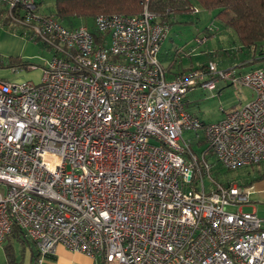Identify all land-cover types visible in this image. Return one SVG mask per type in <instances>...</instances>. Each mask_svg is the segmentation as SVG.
<instances>
[{"label": "built area", "instance_id": "obj_1", "mask_svg": "<svg viewBox=\"0 0 264 264\" xmlns=\"http://www.w3.org/2000/svg\"><path fill=\"white\" fill-rule=\"evenodd\" d=\"M9 4L51 57L39 82L0 78V244L17 226L36 264L60 243L98 264H264L253 186L216 178L207 151L226 170L264 161V67L170 76L169 25L147 6L71 27L37 0ZM222 79L255 95L205 121L186 93Z\"/></svg>", "mask_w": 264, "mask_h": 264}, {"label": "rangeland", "instance_id": "obj_2", "mask_svg": "<svg viewBox=\"0 0 264 264\" xmlns=\"http://www.w3.org/2000/svg\"><path fill=\"white\" fill-rule=\"evenodd\" d=\"M42 10L47 11L49 7L44 5ZM214 11L207 10L197 6V11L186 14L180 21L174 22L169 26L168 36L162 42L160 50V59L162 64L172 72H180L189 68H195L210 60L216 62L218 66L228 67L233 64L236 67L241 65L237 56L238 51L237 36L231 28L224 27L222 23L213 17ZM82 22V21H79ZM18 36H21L18 34ZM18 38V42L11 41V45L17 50V54L22 59L30 60L35 63L34 68H20L13 70L14 67L9 64L11 61L4 51L0 52V77L3 72H12L16 78L10 80H35L39 82L42 77V64L51 57V52L46 48L41 40L31 39L26 36ZM234 46V47H233ZM258 56V55H256ZM14 57V56H12ZM264 67V58L257 59L250 64ZM253 66V65H252ZM228 80V79H227ZM230 82V80H229ZM226 83V80L223 81ZM220 84L215 89L198 87L189 90L186 97L191 101V106L199 116L206 120H215L222 114L221 108H231L238 104L239 99H243V92L248 90L245 85H236L230 83L222 93H218ZM186 136L194 138V135L187 132ZM261 165L243 167L238 170H226L225 168H216L220 179H230L247 183L254 179L259 173ZM262 172V170H261ZM263 182V184H259ZM255 191H258L259 185L264 186V178L255 179ZM252 205L257 206L259 210L264 209V203H259L257 194H252ZM244 210H251L252 207L244 206ZM15 255L19 259L16 264H29V252L22 255L19 246L15 248ZM24 256V259H22ZM0 264H9L6 261V250L3 244H0Z\"/></svg>", "mask_w": 264, "mask_h": 264}, {"label": "trees", "instance_id": "obj_3", "mask_svg": "<svg viewBox=\"0 0 264 264\" xmlns=\"http://www.w3.org/2000/svg\"><path fill=\"white\" fill-rule=\"evenodd\" d=\"M39 3L37 0V7ZM145 6L155 12L161 22L168 23L169 26L180 21L182 16L197 11V6L213 10V17L236 34L238 51H243L254 58L250 62L257 60L256 55L264 54V0H52L49 10L45 13L55 16L67 26L72 27L81 23L92 26L93 18L98 14L136 15L141 13ZM20 9V5L11 7L9 0H0V27L21 36L41 40L29 25L14 16ZM10 58L9 64L14 68H29L35 64L19 56ZM166 70L168 71V68ZM191 142L205 145L202 137L197 141L192 139ZM207 151L214 164V175L218 178L215 170L220 165L216 163L213 152L210 149ZM253 165H261L263 168L258 170L259 173L254 179L242 184L251 185L255 179L264 178V161L250 166ZM220 180L224 183L231 181L228 178ZM13 232L20 235L22 231L15 226ZM6 251L10 258L12 253L9 246H6ZM36 257L37 253L33 264H36Z\"/></svg>", "mask_w": 264, "mask_h": 264}, {"label": "crops", "instance_id": "obj_4", "mask_svg": "<svg viewBox=\"0 0 264 264\" xmlns=\"http://www.w3.org/2000/svg\"><path fill=\"white\" fill-rule=\"evenodd\" d=\"M51 1L52 0H38V2H40L38 4L39 10L43 13L47 12L48 10L44 11V10H42V7L44 5H46V7H49ZM18 38H23V37L18 36V34L13 33L9 30H6V29H3L0 27V52L4 51L10 57H12V56L17 57L18 56L17 50H15L14 46L11 45V41L15 40L17 43ZM237 48H238V46H237ZM239 52H240V56H237V57L241 63V65L238 67L240 70H248L254 66H260V65H256V64H252L253 66L251 65L249 67L244 66L247 63L248 64L252 63V62H250V60L253 57L249 54L244 53L243 51H239ZM259 57L264 58V54L262 56L258 55L256 58L260 59ZM229 66H233V64H230ZM165 68H167V67H165ZM18 69H20V68H14L13 70L15 71ZM180 72H182V71H180ZM177 73H179V72H172L171 70L168 69V74L170 76L175 75ZM2 75H4V76L0 77L2 79L16 78V75L12 72L11 73L10 72H3ZM224 80H226L227 84L223 83ZM32 81H35V80H32ZM218 84H220V86H219V89L217 92L222 93L226 89V87L230 85V82L227 79H222L216 84V86L213 89H215ZM202 89H204V88H202ZM254 95H255L254 90L251 88H248L247 91L243 92V99H239V102L236 105H240V104L247 102L248 100L253 98ZM186 101H187V105L190 108V110L199 116V114L193 110V108L191 106V101L187 97H186ZM236 105H234V106H236ZM222 115H223V113L221 114V116L219 118H217L215 120H206V119H203L201 116H199V117H201L205 121H216V120L220 119L222 117ZM259 184H263V182H260ZM251 185L253 186V192L251 193V196H252V194H257V198L259 200V203H264V186L259 185L258 191L256 192L255 191V184L253 183ZM252 203L253 202L251 199L250 202L246 206L252 207L251 210H255V211H257V213L259 215L264 216V209L259 210L258 207L252 205ZM2 244L4 245L5 250H6V246H9L10 251L12 253L11 257L9 258L7 251H6L7 263L16 264V263H19L22 261V260L19 261V259L15 255L16 246L20 247V249L22 251V255H24V256L26 255L27 252H29V255H30L29 264H33L35 262V254H36L35 244L30 239L25 237L22 232L20 233V235H18L12 231V233L6 238V240ZM24 256H22V259H24ZM43 264H98V263L93 257H91V256H89L83 252H80V251L71 250V249L67 248L64 244L60 243L56 246L55 253L53 255H50Z\"/></svg>", "mask_w": 264, "mask_h": 264}]
</instances>
